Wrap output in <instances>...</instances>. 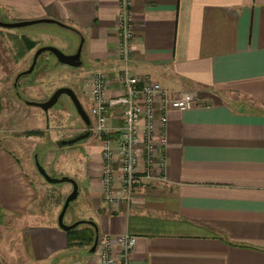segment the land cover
Segmentation results:
<instances>
[{
  "label": "crops",
  "instance_id": "1",
  "mask_svg": "<svg viewBox=\"0 0 264 264\" xmlns=\"http://www.w3.org/2000/svg\"><path fill=\"white\" fill-rule=\"evenodd\" d=\"M130 1L131 71L171 92L193 91L199 101L167 112L164 164L156 163L152 177L140 171L131 203L103 199L96 134L69 145L80 211L67 223L88 219L98 236L135 235L131 264H264V0ZM117 11L118 0H0L8 21L66 25L48 32L67 53L83 39L72 89L88 105L97 72L109 76V94L121 91ZM52 60L51 67L59 64ZM121 123L120 109L111 110L108 125L117 131ZM113 167L117 192L121 176ZM34 170L0 142V264H98L89 247H67L55 219L58 199L48 203V186Z\"/></svg>",
  "mask_w": 264,
  "mask_h": 264
},
{
  "label": "built area",
  "instance_id": "2",
  "mask_svg": "<svg viewBox=\"0 0 264 264\" xmlns=\"http://www.w3.org/2000/svg\"><path fill=\"white\" fill-rule=\"evenodd\" d=\"M130 5V0H118L117 53L122 65L114 79L121 91L117 94L107 92L109 76L104 72L93 74L89 86L91 130L101 139L99 180L103 199L111 204L131 203L133 184L140 171L152 177L156 163L163 166L162 152L167 143L163 129L167 112L187 110L199 101L193 91L171 92L149 75L131 71L128 64L133 53ZM113 109H120L121 114L122 123L117 131L108 125ZM115 162L121 176L117 192L114 190ZM136 241L137 237L127 232L98 236L93 252L97 263L131 264L130 253Z\"/></svg>",
  "mask_w": 264,
  "mask_h": 264
},
{
  "label": "rangeland",
  "instance_id": "3",
  "mask_svg": "<svg viewBox=\"0 0 264 264\" xmlns=\"http://www.w3.org/2000/svg\"><path fill=\"white\" fill-rule=\"evenodd\" d=\"M0 19L3 18L0 16ZM49 30L62 31L58 25L52 23H37L20 28L0 27V142L13 148L34 167L35 174L48 186L46 192L48 203L58 199L60 206L55 207L54 211L57 222V216L66 197L62 199L57 193L60 187H67L71 191V184L46 182L36 170L34 154L37 155L47 173L55 177L69 176L67 167L71 159L69 154H65L68 146H59L57 142L82 133L84 124L66 94H62L56 104L46 112L39 107L27 105L24 101H43L58 87L73 88L75 83L72 79L77 75L78 68L66 64L51 67L52 59L55 61V58L44 53L38 58L34 70L20 77L14 85L16 74L29 66L38 47L51 45L65 53L68 52L69 48L66 43H62L63 39L58 34H49ZM22 34L35 40L36 45L32 48L33 50H24ZM74 92L76 94L78 92V96L82 98L78 90ZM82 102L86 111L89 112L90 106ZM30 131H39L42 135H28ZM91 136L96 135L92 132ZM54 155L57 156V160ZM73 202H70L65 211L64 223L70 220L72 213L79 215L80 210L78 207L74 208ZM90 246L91 244L86 247ZM73 260L72 256H67L65 261L71 263Z\"/></svg>",
  "mask_w": 264,
  "mask_h": 264
},
{
  "label": "water",
  "instance_id": "4",
  "mask_svg": "<svg viewBox=\"0 0 264 264\" xmlns=\"http://www.w3.org/2000/svg\"><path fill=\"white\" fill-rule=\"evenodd\" d=\"M3 19H0V27H3V28H20L24 26L37 24V23H54L60 26H66L60 21H57L51 18H39V19H30V20H19V21H6ZM82 44H83V39L81 38L76 50L73 53H65L61 51L59 48L55 46H51V45H43V46L38 47L31 58V62L29 66L26 69L16 74L14 78V85H16V81L20 77L28 75L34 70L37 64L38 58L44 53H48L52 55L55 58L56 63L66 64L71 67L81 66L82 65V61H81ZM62 94H66L69 96L70 100L72 101L75 107V110L79 118L84 124V130L82 131V133H79L78 135H75L68 139L59 140L57 142L59 146H69V145H73L77 142H80L90 137L92 134L91 118L72 88L66 87V86L58 87L51 93V95L46 100H43V101L26 100L24 102L27 105L39 107L43 111L46 112L49 108H51L53 105L56 104V102L58 101L59 97ZM34 165L36 167L37 172L43 177V179L46 182L51 183V184L68 182L71 184V191L66 195L63 205L61 207V210L57 216V225L63 231H68L81 224H88L92 226L94 229V240L91 246L89 247V252L93 253L95 251L97 241H98L97 225L92 220H88V219H78V220L73 221L72 223H64L63 221L65 211L68 208L70 202L74 201L78 195V185H77L76 180L66 175H63L61 177H55V176L48 174L46 170L44 169L43 165L39 162L36 154H34Z\"/></svg>",
  "mask_w": 264,
  "mask_h": 264
},
{
  "label": "trees",
  "instance_id": "5",
  "mask_svg": "<svg viewBox=\"0 0 264 264\" xmlns=\"http://www.w3.org/2000/svg\"><path fill=\"white\" fill-rule=\"evenodd\" d=\"M22 44L25 51H29L35 47V41L22 37ZM23 54V53H21ZM28 135H42L39 131H30ZM80 226V227H79ZM73 229L66 231L67 236V247L73 246H88L93 243L94 240V229L88 224H81Z\"/></svg>",
  "mask_w": 264,
  "mask_h": 264
}]
</instances>
